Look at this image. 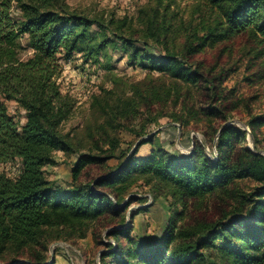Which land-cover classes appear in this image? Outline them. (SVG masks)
I'll return each instance as SVG.
<instances>
[{"label":"trees","instance_id":"trees-1","mask_svg":"<svg viewBox=\"0 0 264 264\" xmlns=\"http://www.w3.org/2000/svg\"><path fill=\"white\" fill-rule=\"evenodd\" d=\"M208 1L212 21L193 24L171 10L170 2L161 0L139 7L133 18L89 15L65 0H0V166L15 161L21 166L16 178L0 172V264H42L26 254L47 230L68 229L72 234L87 222L103 218L108 219L105 236L115 246L104 245L108 250L100 254V264H108V258L117 264H264V158L240 148L245 131L233 125L215 130L217 155L211 160L202 146L195 145L187 156H176L154 147L151 137L137 143L132 152H124L119 150L117 137L105 130L106 126L125 129L139 138L164 117L182 128L192 119H201L202 113L227 118V96H221L219 75L203 71L196 57L209 41L247 32L264 45V0ZM24 37L33 54L21 60ZM118 45L129 59L160 76L94 96L90 109L97 127L86 124L84 131L92 144L81 152L78 134L62 131L76 111V102L61 92V58L79 53L91 60ZM177 82L206 94L200 110L195 111L186 98L180 104ZM7 102H14L23 113V123L9 114ZM256 125H264V115L247 122L250 128ZM146 144L151 151L138 156ZM254 147L258 149L255 143ZM56 151L78 153L74 180L87 166L114 158L125 163L94 180L92 186L60 189L45 178L43 170L54 163ZM138 180L154 183L183 205L154 241L131 236L133 227L126 220L132 198L123 204L122 199H110L97 189L107 187L120 193ZM247 180L256 184L249 190H232ZM229 190L235 200L230 211L211 224L188 221L189 200ZM134 215H128L130 222Z\"/></svg>","mask_w":264,"mask_h":264},{"label":"rangeland","instance_id":"rangeland-1","mask_svg":"<svg viewBox=\"0 0 264 264\" xmlns=\"http://www.w3.org/2000/svg\"><path fill=\"white\" fill-rule=\"evenodd\" d=\"M161 1L163 4L170 2L171 10L177 12L183 20H191L193 24L203 20L209 24L214 17L208 0ZM65 2L71 8L89 15L103 13L113 14L116 18L124 16L133 18L139 7L154 0H65ZM255 40L254 36L247 32L220 42L209 41L207 47L196 57L201 61L203 71L219 75L221 96H227L225 120L208 117L202 113L201 119L196 121L192 119L182 128L179 123L164 117L157 125L148 126L147 135L139 138L125 129L115 130L106 126L105 130L117 137L119 150L124 152L129 149L132 152L137 143L151 137L154 140V147H161L169 154L187 156L195 145H199L202 146L204 154L214 160L217 155L214 143L218 134L215 130L233 125L246 133L244 141L239 145L240 148L248 149L264 158V125H256L254 128L247 126L251 117L264 115V45L258 44ZM20 44L22 46L20 58L26 60L32 56L33 51L28 46L26 37L20 40ZM61 62L64 67L58 80L61 92L71 96L76 102V111L73 117L64 123L62 131L78 134L76 138L82 140L81 152H85L92 144L84 131L86 124L92 123L97 127L90 109L94 96L100 95L103 90H124V86L131 81L152 80L160 76L150 69H143L139 62L129 59L128 53L120 45L116 49L109 48L106 53L95 55L91 60L85 59L82 54L74 53L69 59L61 58ZM164 81L165 84H171L169 80ZM176 86L179 88L177 93H180V104L186 98L190 106L194 105L195 111L202 108L206 100L203 97L206 96L205 93L202 94L196 87L180 82H177ZM7 108L10 115L24 122L23 113L17 109L14 102H7ZM166 112L171 114L173 111L168 108ZM134 129L137 130V127ZM97 132L100 134L101 131ZM254 143L258 149L254 147ZM150 151L149 144L143 145L138 156H145ZM53 157L54 163L44 167V175L60 189L72 185L92 186L94 180L108 176L110 170H114L120 163H125L124 160L121 161L122 159L114 158L103 165L87 166L74 180L72 170L78 153L65 154L56 151ZM20 169L18 161L0 166V172L10 178L18 177ZM255 184L248 180L241 181L236 183L232 190H249ZM157 188L154 183L148 185L143 180H138L129 189L120 193L107 187L97 189L109 194L110 199H122L123 204L132 198L126 220V223L133 227L131 236L154 241L162 235L168 220H174L176 214L183 209L182 203L167 197L165 190ZM231 195L229 190L227 193L222 191L189 200L188 221L194 225L211 224L231 210L235 202ZM146 207H149L147 211H139ZM132 213L135 215L130 222L128 215ZM106 220L108 219L103 218L100 221L87 222L80 231L76 230L72 234L68 229L47 230L40 243L33 246L26 256H30L33 262L42 264H100V254L108 250L104 245L115 246V242L105 236L108 229ZM119 220H115L117 225ZM81 235L84 237L81 238ZM106 261L108 264H117L109 263V258Z\"/></svg>","mask_w":264,"mask_h":264}]
</instances>
